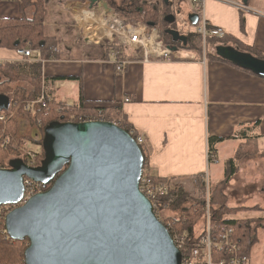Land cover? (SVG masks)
I'll return each instance as SVG.
<instances>
[{
  "label": "crops",
  "instance_id": "crops-1",
  "mask_svg": "<svg viewBox=\"0 0 264 264\" xmlns=\"http://www.w3.org/2000/svg\"><path fill=\"white\" fill-rule=\"evenodd\" d=\"M69 2L48 0L46 6L42 24L44 34L57 40L54 55L42 59L34 50L28 59L40 61L50 99L72 105L82 98L84 108H118L143 138L148 173L165 178L172 187L177 182L190 187L197 175L207 176L209 184L222 179L225 162L242 148L244 135L257 137V156L264 155L263 77L219 59L216 46L209 55L183 47L173 57L131 59L118 72L109 46L82 38ZM150 2L158 6L161 0ZM168 2V14L174 10L170 4L181 2L184 11L179 15L186 26L191 23L186 17L195 12L189 1ZM203 13L212 26L264 54V0H205ZM26 14L30 16L31 9ZM20 15L16 2L0 0V17ZM187 29L194 32V27ZM0 60L21 61L14 49L3 47ZM209 136L226 138L217 145L216 162H208ZM246 161L248 154L237 161L238 167ZM235 180L231 177L230 183Z\"/></svg>",
  "mask_w": 264,
  "mask_h": 264
},
{
  "label": "water",
  "instance_id": "water-1",
  "mask_svg": "<svg viewBox=\"0 0 264 264\" xmlns=\"http://www.w3.org/2000/svg\"><path fill=\"white\" fill-rule=\"evenodd\" d=\"M188 19L195 24L198 15ZM164 20L172 23L175 16ZM164 31L187 45L186 35L173 28ZM215 51L264 77V59L232 46L219 45ZM7 106L8 99L0 95V110ZM42 148L39 166L17 158L0 167V206L21 201L23 177L52 183L4 218L12 240H28L24 264L181 263V251L140 190L144 157L129 133L104 120L54 121L44 128Z\"/></svg>",
  "mask_w": 264,
  "mask_h": 264
},
{
  "label": "trees",
  "instance_id": "trees-1",
  "mask_svg": "<svg viewBox=\"0 0 264 264\" xmlns=\"http://www.w3.org/2000/svg\"><path fill=\"white\" fill-rule=\"evenodd\" d=\"M14 1L18 4L21 15L16 17H0V47L7 49H17V48H29L31 51H38L39 56L42 59H48L54 55L57 40L55 37H50L44 34L43 28V20L46 16V6L48 4V0H9ZM68 1H81V0H58L59 3L64 4ZM87 1V0H82ZM149 0H123L121 6H116L112 0H106L107 4L110 6L111 10H115V12L119 13L120 16L126 18L132 23H144L148 25V23L153 22L155 26L161 25V34L162 39L164 40V44L169 46L172 43V38L168 34L165 33L164 29L170 28L171 23L166 22L164 20L165 16L171 12V8L169 7V2H165L161 0V6H157L153 3H148ZM32 9H31V8ZM31 9V14L28 16L26 14V9ZM216 28L212 26L210 23L208 24V29ZM213 43L215 46H232L239 51L247 52L252 54L253 56L264 59V54L260 51L254 49L251 46L245 45L240 42L238 39L224 33L222 36H206L205 44ZM231 45H230V44ZM228 44V45H227ZM187 49H191L198 53V55H202V46L200 48L196 47L194 42L189 38L188 44L183 46ZM110 50L114 52L115 59L121 60H131L135 59L134 55L127 51L124 47H122L117 40H114L110 46ZM107 48V49H109ZM209 55V53H208ZM219 59L228 62L238 68H241L245 71L251 72L249 69H245L241 66L234 64L233 62L226 60L220 56ZM4 65V64H3ZM2 77L0 78V95L8 99L7 109L11 107H18V111L23 114L24 111V103L27 100H33L39 96L41 93L42 87L44 86L45 77L42 76L41 63L40 61H11L6 62L5 65L0 68ZM257 75V74H255ZM258 76V75H257ZM261 77V76H260ZM264 78V77H263ZM57 79V78H56ZM64 79V78H63ZM69 79H73L69 77ZM27 83L25 85V83ZM47 108L43 110H39L35 113V117L32 118L37 121L39 120V126L43 131L47 124L54 121H67L71 120L77 122L79 118L82 120H104L110 121V118L116 117L118 119L122 118L118 108H114V110L108 108H84L82 98L79 100L77 104H72L71 110L74 112V117L68 116L66 114H58L56 108L59 106H64V103L56 102L55 100L50 99L47 102ZM5 110V109H2ZM22 111V112H21ZM30 114V112H28ZM57 113V114H56ZM71 115V114H70ZM122 122V123H119ZM118 121V126H120L124 131L129 133L135 140L138 136L137 132L134 131L130 133L131 125L128 124L124 119ZM111 122V121H110ZM38 123V122H37ZM257 137H248L244 135L243 139L245 140L244 144L241 146L242 148L236 150L233 158L226 160L225 167L223 171V178L215 183H210L209 188V200H215V188L225 186L230 178L236 173L238 169V163L245 154L256 153L258 152V147L256 144ZM43 139V136H42ZM207 151L209 155L208 161L211 162V157H216V148L219 143L224 141L226 138L224 137H214L209 136L207 138ZM255 139V140H254ZM246 143V144H245ZM41 159L44 158V150L42 148V140H41ZM141 150V144H139ZM143 153V151H142ZM3 151L0 148V160L4 158L2 156ZM144 157V154H143ZM217 159V158H215ZM9 163V162H8ZM0 167H4L0 163ZM142 175H144L149 183L153 185H159L162 183H168L165 178L156 177L148 173L145 165V158L142 168ZM198 178V181H201L199 187L201 189L205 188V181L202 175L195 176ZM48 182L47 184H50ZM212 189V190H211ZM173 189L169 188L167 193L164 196L158 198L160 208L165 207H180L179 200L175 199L171 201V197L173 194ZM222 190H220L221 193ZM219 199H225V195L222 193L219 194ZM186 202V201H185ZM220 203V204H219ZM219 207L213 208L210 206V227L212 231V235L216 238V235L221 227L228 226L232 227L234 230V239L240 245V256H245L247 259L250 258L251 255V247L257 243V229H251L247 219H234V218H224L225 212L221 210H228L224 201L219 202ZM183 206V207H182ZM180 207L181 216L177 220H169L170 225L172 226L173 232H171V236L176 234L178 236H182L184 241L181 247V252L183 257L189 255L191 249L195 246L197 239H195L196 235L194 230L195 219L198 215L204 213L205 206V198H203L200 202H196L193 204H189L188 206L182 205ZM220 212V213H219ZM222 213V214H221ZM227 213V212H226ZM224 214V215H223ZM199 217V216H198ZM165 226H167V221H162ZM2 222H0V254L8 264H24V250L25 248L22 245L25 240H12L7 234H1L2 230ZM235 226V227H234ZM14 241V242H12ZM13 243V244H12ZM222 256V253L217 250L211 251V260L218 261Z\"/></svg>",
  "mask_w": 264,
  "mask_h": 264
},
{
  "label": "rangeland",
  "instance_id": "rangeland-1",
  "mask_svg": "<svg viewBox=\"0 0 264 264\" xmlns=\"http://www.w3.org/2000/svg\"><path fill=\"white\" fill-rule=\"evenodd\" d=\"M112 1L115 3L116 6H121L123 0H112ZM150 1L152 0H149V2L148 1L147 2L152 3ZM183 1L188 2V0H183ZM171 2L172 0H170V3ZM181 2H179L178 5L175 2L174 4L172 3V5L170 4L171 7H174V10L172 13L175 15L176 20L174 22L177 24V26H175L176 24L172 22L171 24H169L170 26H173V27L180 26L181 27L182 24L185 23L183 22V19H182L183 16L179 15L180 14L179 12H182L183 14V11H184V7L182 6L183 4ZM71 3L72 5L74 4L71 11H73L74 9L78 10L77 14H75L73 11L74 16L76 17L83 18V16H85V13L87 11H95L97 18L94 19V21H91V20L89 21V22H94L92 24L96 26L94 29H92V31L96 32L94 38H98V36L103 33V28L100 30V23H98L99 22L98 18H100V15H103L105 11H109L112 13L114 12L122 20L131 22L127 20L126 18L120 16L119 13L115 12V10H111L108 4H107L108 7H106L105 6L106 0L98 1V3L92 5L91 8L88 7L89 1L88 2L86 1L84 2L82 0L76 1V2L71 1L69 2L68 7H70ZM158 6H161V4ZM80 25L82 26V24ZM158 26L160 27L159 30H161L162 26L161 25H158ZM194 31H195V27H194ZM194 34L195 35L194 37H191V40L194 42L196 47L200 48L201 45L203 44V41L201 43V40L199 36L197 35L196 31ZM214 46L215 45L213 43L205 44V48L202 49V54H203V51L205 55H208V53L210 54V52L211 53L214 52V49H213ZM15 50L16 49H14V52ZM129 50L127 51L133 54V51L131 49ZM173 54L175 53L170 52V57H173ZM21 61H24V60H21ZM5 63L6 62H4L3 64L5 65ZM3 66H0V68H2ZM2 74L3 73H1V70H0V78L2 77ZM26 84L27 83H25V85ZM56 110L58 114H63V115L66 114L69 117L70 116L74 117L75 115L74 112L70 109H67L65 105L57 107ZM2 114L5 117V122L0 123V148L4 153L2 154L4 158L0 160V163L4 167H1V168L8 167V162L11 159H17V158L21 159V157L25 156V152L28 150L38 154V156L41 157L40 154L42 150H41L40 143L42 140L43 131L41 130V127H38L39 124L37 123V121H35L32 118L33 116L35 117V115L33 114L31 115L28 112H23L22 114L18 111V107L16 106L11 107L10 109L2 110ZM119 120L122 121L123 119L122 118L118 119L116 117L110 118V121L115 124H118ZM119 123H122V122L119 121ZM257 154L258 152L254 154L252 153L248 154V161H246L242 167L239 166L238 169L236 170V173L232 176V177H236V180L234 181L235 183L233 185L232 183H230L232 182L230 181L231 180L230 178L227 184L225 186H222L223 188L221 187L215 188L216 189L215 200L214 199L209 200V188H210L209 185L210 184H208L207 186L205 179H204L205 181L204 189H201L199 187V184L201 181H198L197 177L192 178L190 187H186L183 184L178 183V182L174 183L175 186L173 187L170 186L169 184V188L174 189L170 200L174 201L175 199H178L179 197L180 207L182 205L188 206L189 204L200 202L203 198H205V200L208 198L209 206L212 205L213 208L217 209L219 207L218 203L221 201H224L226 208L229 209V211L221 210L225 212L224 218L247 219L252 230L253 228H256L255 226L258 225L257 243L251 247L252 251H251L250 258L248 259V264L249 262L250 264L251 263L252 264H264V155L257 156ZM51 184L52 183L44 184L45 185L44 189L45 190L48 189L51 186ZM220 190H222L221 193L225 195V199H219L218 196L219 194H221ZM16 206H19V204L0 206V222H2L1 234L5 233L4 218L6 214L9 211H11L13 208H15ZM180 207L168 206L164 208L163 212H162L163 210L162 208L159 209L160 220L167 221V224H170L169 220H172L171 218H173V220L179 219L181 216ZM198 216L195 219V224L193 226L195 230L194 232L196 235H199L202 231V225H203V219L205 216V212L202 215L200 213V215ZM22 245L24 248H26L28 246V240L23 241ZM0 254L2 253L0 252ZM6 257L7 256L2 257L0 255V264H8V263H5L6 261L4 260V258Z\"/></svg>",
  "mask_w": 264,
  "mask_h": 264
},
{
  "label": "built area",
  "instance_id": "built-area-1",
  "mask_svg": "<svg viewBox=\"0 0 264 264\" xmlns=\"http://www.w3.org/2000/svg\"><path fill=\"white\" fill-rule=\"evenodd\" d=\"M193 8V11L198 15L197 23L195 24V31L199 36L202 48H205V38L206 36H222L224 32L220 28H211L208 29L209 22L205 19L203 13V6L205 0H188ZM241 8L244 5L239 4ZM91 8L92 6H88ZM77 14L78 10H73ZM94 12V13H93ZM92 13L91 17H88L86 14ZM77 18V19H76ZM95 11H87L83 18L74 16V23L79 25L81 36L87 41H92L104 46H110V44L117 40L119 44L125 49H131L135 59H139L143 62H148L151 58H167L170 56V52L174 53L170 46H166L163 43L162 34L154 26H149L144 23H132L122 20L114 12L105 11L103 15H100L99 22L100 30L103 28V33L94 38L95 33L92 31L96 26L89 22L96 19ZM83 20V21H82ZM97 23V22H95ZM82 24V26L80 25ZM88 24V25H86ZM156 28V29H155ZM194 31V32H195ZM92 35V38L88 37ZM130 51V50H129ZM31 50L28 48H18L15 50V55L18 60H28L31 57ZM112 58L114 61L115 69L118 72L124 71L128 61L130 60H117L115 59L114 52H111ZM204 55V51H203ZM3 61L0 60V66H3ZM50 100V96L46 88L43 86L39 96L33 100H28L24 104V110L30 112V114L35 115L39 110L47 108V102ZM128 101V99H125ZM67 109L72 108V105L65 104ZM78 121H85L81 118ZM5 122V117L0 110V123ZM39 124V120H37ZM134 132L133 128H130V133ZM138 144H142L143 138L138 135L136 138ZM23 145V144H22ZM25 146V144H24ZM27 149V147H26ZM211 157V162H216L217 159L214 156ZM207 158L209 159L208 151ZM41 157L38 154L26 151L25 156L21 157V160L28 166L36 167L40 165ZM209 162V161H208ZM206 185L208 186L209 182L206 178ZM44 184L31 180L30 178L23 177V197L21 201L17 204L19 206L23 205L30 197L35 194L44 191ZM140 190L144 193L145 196L149 198L152 203L153 210L156 216L159 217L160 204L158 198L164 196L168 189V183H162L159 185H153L149 183L147 178L141 174L139 180ZM210 206L208 203V198L205 200L204 212L205 216L203 219L202 231L195 237L197 242L195 246L191 249L189 255L183 257L181 252V263L180 264H248V259L245 256H240V245L234 239V230L232 227L224 226L221 227L218 231L216 238L213 237L211 227H210ZM169 233L173 232L172 226L167 224ZM171 235V234H170ZM176 247L181 251L183 245V237L173 234L171 236ZM217 250L222 253L221 258L218 261L211 260V251Z\"/></svg>",
  "mask_w": 264,
  "mask_h": 264
},
{
  "label": "flooded vegetation",
  "instance_id": "flooded-vegetation-1",
  "mask_svg": "<svg viewBox=\"0 0 264 264\" xmlns=\"http://www.w3.org/2000/svg\"><path fill=\"white\" fill-rule=\"evenodd\" d=\"M190 14H194V13H190L189 12V14L188 15H190ZM187 15V16H188ZM187 19H188V17H186ZM173 23H175V22H173ZM176 24V23H175ZM175 26H177V24L175 25ZM187 26L188 27H194L195 26V24H193V23H187ZM186 26V23H184V24H182V26L180 27H173V26H170V28H173V29H175V30H177L178 32H179V34H181V35H186L187 36V44H188V41H189V38H191V37H194V33L195 32H192V31H190V30H188L187 27ZM165 30V29H164ZM172 38V37H171ZM170 46V48H173V47H176V50L175 51H178V49H181V48H183V44H182V42L180 41V40H178V41H173L172 40V43L169 45Z\"/></svg>",
  "mask_w": 264,
  "mask_h": 264
},
{
  "label": "bare ground",
  "instance_id": "bare-ground-1",
  "mask_svg": "<svg viewBox=\"0 0 264 264\" xmlns=\"http://www.w3.org/2000/svg\"><path fill=\"white\" fill-rule=\"evenodd\" d=\"M88 17H91L93 14L92 13H87L86 14ZM88 37H90V38H92V35H90V36H88ZM174 190V189H173ZM235 227V226H234Z\"/></svg>",
  "mask_w": 264,
  "mask_h": 264
}]
</instances>
